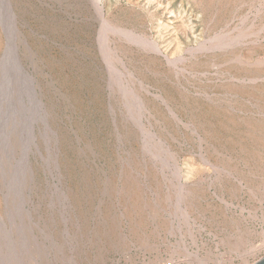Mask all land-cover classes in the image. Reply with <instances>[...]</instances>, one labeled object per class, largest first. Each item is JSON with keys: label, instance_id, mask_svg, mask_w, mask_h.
<instances>
[{"label": "rangeland", "instance_id": "obj_1", "mask_svg": "<svg viewBox=\"0 0 264 264\" xmlns=\"http://www.w3.org/2000/svg\"><path fill=\"white\" fill-rule=\"evenodd\" d=\"M262 257L264 0H0V264Z\"/></svg>", "mask_w": 264, "mask_h": 264}, {"label": "water", "instance_id": "obj_2", "mask_svg": "<svg viewBox=\"0 0 264 264\" xmlns=\"http://www.w3.org/2000/svg\"><path fill=\"white\" fill-rule=\"evenodd\" d=\"M254 264H264V257H262L260 260H258L256 263Z\"/></svg>", "mask_w": 264, "mask_h": 264}, {"label": "bare ground", "instance_id": "obj_3", "mask_svg": "<svg viewBox=\"0 0 264 264\" xmlns=\"http://www.w3.org/2000/svg\"><path fill=\"white\" fill-rule=\"evenodd\" d=\"M198 263V262H197ZM199 264V263H198Z\"/></svg>", "mask_w": 264, "mask_h": 264}]
</instances>
